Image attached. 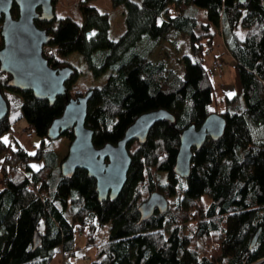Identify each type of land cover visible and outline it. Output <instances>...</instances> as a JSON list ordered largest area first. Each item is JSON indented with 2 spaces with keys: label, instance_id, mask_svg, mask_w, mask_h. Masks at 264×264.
Instances as JSON below:
<instances>
[{
  "label": "trees",
  "instance_id": "1",
  "mask_svg": "<svg viewBox=\"0 0 264 264\" xmlns=\"http://www.w3.org/2000/svg\"><path fill=\"white\" fill-rule=\"evenodd\" d=\"M110 2L123 10L124 30L116 37L109 13L90 4L81 5L80 20L55 11L50 21L34 20L51 34L44 45L51 51L43 49L49 65L74 67L67 92L52 103L9 86L10 74L0 70L8 107L6 93L13 91L21 97L24 129L39 137L35 150L14 147L3 138L11 121L0 119V264H48L59 249L62 264H75L69 258L75 233L85 230L86 243L96 246L90 264H264V0ZM11 14L18 15L15 3ZM172 30L189 38L182 75L150 59ZM217 32L234 63L233 92L224 94L219 112L224 131L192 149L189 174L182 177L174 171L180 132L213 111L214 84L203 59L205 42ZM72 51L81 54L89 77L74 92L70 84L82 71L66 59ZM89 90L85 124L97 147L116 143L145 111L164 108L174 116L156 121L143 143H127L131 161L114 199L99 200L95 179L83 168L62 174L64 156L56 149L61 138L71 141V128L56 138L47 134L68 98ZM153 190L166 196L168 207L138 222L137 207ZM106 225L107 236L99 240Z\"/></svg>",
  "mask_w": 264,
  "mask_h": 264
},
{
  "label": "water",
  "instance_id": "2",
  "mask_svg": "<svg viewBox=\"0 0 264 264\" xmlns=\"http://www.w3.org/2000/svg\"><path fill=\"white\" fill-rule=\"evenodd\" d=\"M244 3L245 0H239ZM18 7V15L11 14L12 4ZM0 17H2L0 36V70L10 74L7 84L20 90L29 89L37 98H46L52 103L57 95L67 92L66 81L74 72V67L65 64L58 67L49 65L44 55V45L51 39L45 28L36 25L35 19L50 21L54 18L52 0H0ZM92 90L70 96L61 115L50 123L47 134L56 138L67 129L73 130V138L68 152L61 161L62 174L71 175L76 168H83L95 179L99 200L107 197L114 199L122 189L131 157L127 143L137 139L139 143L146 140L150 127L158 120L174 116L164 108L151 109L139 114L127 126L123 136L116 142H106L97 147L93 144V130L86 126L85 117L87 101ZM8 113V102L0 89V119ZM225 118L216 111L210 112L203 122L196 127L190 124L180 132L179 147L176 154L174 171L186 177L190 171L194 147L211 137L217 139L224 131ZM168 199L158 190H153L138 205L139 221L149 218L155 210L164 212ZM259 229L252 237L250 247L257 240ZM39 236L34 235V246ZM264 261V257L260 259Z\"/></svg>",
  "mask_w": 264,
  "mask_h": 264
},
{
  "label": "rangeland",
  "instance_id": "3",
  "mask_svg": "<svg viewBox=\"0 0 264 264\" xmlns=\"http://www.w3.org/2000/svg\"><path fill=\"white\" fill-rule=\"evenodd\" d=\"M90 4L97 6L100 10L106 11L110 15L111 19V37L118 36L124 30V18L122 8H113L110 0H55L54 11L57 15H71L75 20L81 18V5ZM199 15L203 16L204 9L197 8ZM241 34L244 35L245 29H240ZM188 36L179 33L176 30L170 31L156 46V48L150 54V59L154 62L163 61L167 69H173L177 73H183V65L180 62V57L184 53H189V40ZM206 48L209 50L204 53L203 63L208 68L212 82L214 84L213 100L210 108L213 111L220 112L224 109L223 97L225 93L230 94L233 92V79H234V63L232 57L224 52V45L220 33H216L211 40V44H206ZM48 48L46 47V50ZM49 50V49H48ZM51 50H49L50 52ZM214 55L222 61L223 66L220 69L213 67L212 60ZM66 59L72 62L82 72L78 74L75 80L70 84L71 91L74 92L79 89L80 83L84 81V78L88 81L89 77L83 72L85 69L84 60L78 51H72L66 55ZM97 82L101 78L95 79ZM9 99L8 117L11 121V128L9 131L3 134L4 140L9 142L12 146L16 147L18 144L25 147L27 150H35L36 144L39 143V137L33 133L31 136H26L24 128L27 126L25 118L21 115V97L13 92L7 91ZM9 132H12L13 136H9ZM70 139L67 137L61 138L58 147L56 149L60 158L66 155L68 152ZM4 153L0 152V161L3 158ZM37 161L35 164H39ZM169 202V200H168ZM108 226L106 225L100 235L99 240L107 236ZM87 231H77L75 233V251L69 257L75 264H90L95 256L96 246L94 244L86 243ZM60 249L55 252L54 256L49 260L48 264H62Z\"/></svg>",
  "mask_w": 264,
  "mask_h": 264
},
{
  "label": "built area",
  "instance_id": "4",
  "mask_svg": "<svg viewBox=\"0 0 264 264\" xmlns=\"http://www.w3.org/2000/svg\"><path fill=\"white\" fill-rule=\"evenodd\" d=\"M44 51H45V53H49V50H48V49L46 50V47H44ZM211 63H212V65H213V67H215V68H217V69H220V71H221V68H222V66H223V63H222L221 60H219V59H213ZM24 131H25V135H26V136H31V131H28V130H26V129H24ZM12 135H13L12 132H9V136H12ZM7 180H10V176H9V175L5 176V177L2 179L3 182H5V181H7Z\"/></svg>",
  "mask_w": 264,
  "mask_h": 264
},
{
  "label": "flooded vegetation",
  "instance_id": "5",
  "mask_svg": "<svg viewBox=\"0 0 264 264\" xmlns=\"http://www.w3.org/2000/svg\"><path fill=\"white\" fill-rule=\"evenodd\" d=\"M1 22H2V17H0V24H1ZM155 211H156V210H155ZM155 211H154V212H155Z\"/></svg>",
  "mask_w": 264,
  "mask_h": 264
},
{
  "label": "crops",
  "instance_id": "6",
  "mask_svg": "<svg viewBox=\"0 0 264 264\" xmlns=\"http://www.w3.org/2000/svg\"><path fill=\"white\" fill-rule=\"evenodd\" d=\"M6 95H7V93H6ZM7 98H8V96H7ZM36 165H39V164H36Z\"/></svg>",
  "mask_w": 264,
  "mask_h": 264
}]
</instances>
